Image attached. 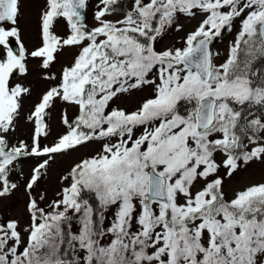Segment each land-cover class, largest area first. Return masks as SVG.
Wrapping results in <instances>:
<instances>
[{"label":"snow or ice","instance_id":"1","mask_svg":"<svg viewBox=\"0 0 264 264\" xmlns=\"http://www.w3.org/2000/svg\"><path fill=\"white\" fill-rule=\"evenodd\" d=\"M117 4L97 0L90 27L89 0H45L39 42L28 48L21 0H0V201L19 188V158L46 157L23 185L27 226L0 217V264H264V182L231 196L225 184L242 165L264 163V120L245 122L240 110L264 104V83L253 79L264 76L254 68L264 59V0H132L109 19ZM181 17L200 20L182 46L158 48L170 28L183 30ZM232 32L218 62L214 42ZM33 62L58 82L26 116L31 143L10 144L30 94L14 78ZM146 88L133 110L113 107ZM57 101L78 114L65 111L66 131L42 144ZM89 142L99 151L61 177L56 199L36 192L55 155Z\"/></svg>","mask_w":264,"mask_h":264},{"label":"rangeland","instance_id":"2","mask_svg":"<svg viewBox=\"0 0 264 264\" xmlns=\"http://www.w3.org/2000/svg\"><path fill=\"white\" fill-rule=\"evenodd\" d=\"M45 0H21V16L20 27L22 30V39L26 47L32 48L38 42V25L41 12L44 8ZM97 0H89V7L86 10L87 23L91 27L95 24L93 19V13L95 11V4ZM132 6V0L122 1V5L130 10ZM125 11H118L111 15L109 19H117L123 15ZM200 18L186 19L181 17L179 23L182 24L183 30L176 31L172 28L160 39L157 43L158 48L172 47L173 45L179 47L182 46L183 38L188 32L195 29L199 23ZM57 31L60 34H64L67 29L61 22ZM235 39V32L225 33L218 41L214 42L213 51L219 53L218 62L222 61L227 55V50L230 44ZM76 50H66L65 55L61 57L53 71L59 74L61 65H67L71 63L72 57L75 55ZM30 74L22 76L16 74L14 82H21L30 89V94L23 99V107L20 118L17 121L16 131L10 136V144L18 143L19 140H25L29 144L31 143L33 125L26 119V116L30 113L35 103L39 102L40 96L50 87L58 81L45 80L42 71L38 66V62H33L30 65ZM255 83H264L261 77L258 76V81ZM152 94L150 88L144 90H134L131 94L122 96L113 107H122L126 110H133L139 102ZM253 106V107H251ZM247 113L244 115L245 122L252 119L264 120V104H248ZM243 108V107H242ZM240 109L243 112L246 110ZM255 108L250 114L251 109ZM67 112L70 119L74 118L78 113L74 106L68 105L61 101H57L54 106L48 110V126L49 135L42 137V144L52 143L60 134L66 131V127L61 122V116L64 112ZM251 134V133H249ZM100 149V142H89L88 144L79 147L77 150L69 151L65 154H57L49 162V167L45 172V175L41 178L37 193H45L49 200L56 199L57 193L61 190L67 182L62 181L61 177L66 175L71 167L81 159L88 158L94 155ZM46 157H28L25 156L16 162L15 170L12 174V178L18 183V190L13 195L0 201V217L3 218H18L21 221L22 226H27L29 219L25 210L28 194L25 193L23 185L27 182L31 175L32 169ZM242 169L238 171L232 177H225V184L228 196L233 195L236 191L243 189L244 187L264 182V163L259 161L251 162L247 165H242ZM199 187V186H197ZM94 198V197H93ZM90 202H93L90 200ZM43 206V205H42Z\"/></svg>","mask_w":264,"mask_h":264},{"label":"trees","instance_id":"3","mask_svg":"<svg viewBox=\"0 0 264 264\" xmlns=\"http://www.w3.org/2000/svg\"><path fill=\"white\" fill-rule=\"evenodd\" d=\"M122 1H124V3L126 2V0H118V4L115 6L117 8L118 11H125L126 9L124 7L120 8L119 6L122 5ZM254 68L257 72L259 73H264V59H257L254 63ZM261 80L264 81V76H260ZM254 81H258V76H254L253 77ZM190 106L189 105H181V109L183 110H187ZM253 107V106H251ZM243 110H246L247 107H243ZM251 109V108H250ZM255 108L251 109L254 110ZM245 113H247V110L245 112H243V115H245ZM91 201L94 202V198L91 194L88 195V197Z\"/></svg>","mask_w":264,"mask_h":264},{"label":"water","instance_id":"4","mask_svg":"<svg viewBox=\"0 0 264 264\" xmlns=\"http://www.w3.org/2000/svg\"><path fill=\"white\" fill-rule=\"evenodd\" d=\"M12 46H13L16 50H18V45H17V43H16L15 41H13ZM45 119H46V122H47V121H48V120H47V117H46ZM21 158H22V157H21Z\"/></svg>","mask_w":264,"mask_h":264}]
</instances>
